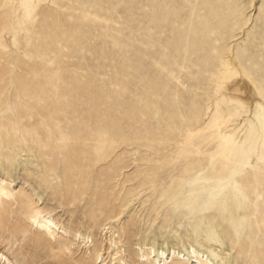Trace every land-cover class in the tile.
<instances>
[{
  "label": "rangeland",
  "instance_id": "obj_1",
  "mask_svg": "<svg viewBox=\"0 0 264 264\" xmlns=\"http://www.w3.org/2000/svg\"><path fill=\"white\" fill-rule=\"evenodd\" d=\"M259 116L264 0H0V264H264Z\"/></svg>",
  "mask_w": 264,
  "mask_h": 264
},
{
  "label": "bare ground",
  "instance_id": "obj_2",
  "mask_svg": "<svg viewBox=\"0 0 264 264\" xmlns=\"http://www.w3.org/2000/svg\"><path fill=\"white\" fill-rule=\"evenodd\" d=\"M227 89L230 92H237L235 93L239 99H242L243 102H248L250 104L251 108H254L255 106V99H254V92H253V86L251 85L249 81V76L246 73H239V76L236 80L230 81L227 83ZM259 119L261 122L264 121L262 116H259ZM263 119V120H262ZM40 228L42 230L50 229V225H52L50 222H43L40 224Z\"/></svg>",
  "mask_w": 264,
  "mask_h": 264
}]
</instances>
